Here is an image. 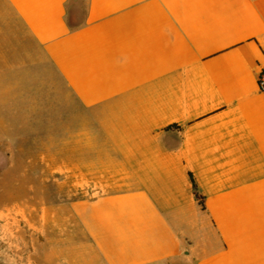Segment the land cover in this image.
<instances>
[{"label":"crops","instance_id":"obj_1","mask_svg":"<svg viewBox=\"0 0 264 264\" xmlns=\"http://www.w3.org/2000/svg\"><path fill=\"white\" fill-rule=\"evenodd\" d=\"M42 69L93 195L64 264H264V0H0V84Z\"/></svg>","mask_w":264,"mask_h":264},{"label":"rangeland","instance_id":"obj_2","mask_svg":"<svg viewBox=\"0 0 264 264\" xmlns=\"http://www.w3.org/2000/svg\"><path fill=\"white\" fill-rule=\"evenodd\" d=\"M69 111L53 71L0 84V119L10 130L9 145L0 148V264H64L66 237L79 238L77 212L67 203L93 195L66 180L59 162Z\"/></svg>","mask_w":264,"mask_h":264},{"label":"built area","instance_id":"obj_3","mask_svg":"<svg viewBox=\"0 0 264 264\" xmlns=\"http://www.w3.org/2000/svg\"><path fill=\"white\" fill-rule=\"evenodd\" d=\"M257 83H258V89L264 92V70H261L258 73Z\"/></svg>","mask_w":264,"mask_h":264},{"label":"trees","instance_id":"obj_4","mask_svg":"<svg viewBox=\"0 0 264 264\" xmlns=\"http://www.w3.org/2000/svg\"><path fill=\"white\" fill-rule=\"evenodd\" d=\"M70 24V27L73 29L75 27H77V25H74L72 24L71 22L69 23ZM192 183H193V190H194V195L196 197V199L199 201L200 205L203 206V203H202V196H200L196 190V185L194 183V181L192 180Z\"/></svg>","mask_w":264,"mask_h":264}]
</instances>
